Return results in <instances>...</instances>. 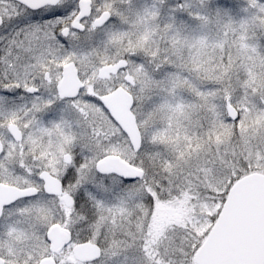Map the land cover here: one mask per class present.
I'll return each instance as SVG.
<instances>
[{
    "label": "snow or ice",
    "instance_id": "1",
    "mask_svg": "<svg viewBox=\"0 0 264 264\" xmlns=\"http://www.w3.org/2000/svg\"><path fill=\"white\" fill-rule=\"evenodd\" d=\"M0 264H264V0H0Z\"/></svg>",
    "mask_w": 264,
    "mask_h": 264
}]
</instances>
